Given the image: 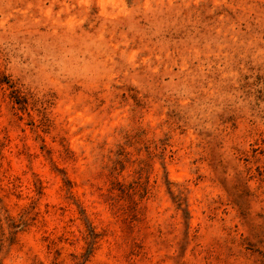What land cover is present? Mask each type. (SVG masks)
I'll return each instance as SVG.
<instances>
[{"label":"rangeland","instance_id":"rangeland-1","mask_svg":"<svg viewBox=\"0 0 264 264\" xmlns=\"http://www.w3.org/2000/svg\"><path fill=\"white\" fill-rule=\"evenodd\" d=\"M0 264H264V0H0Z\"/></svg>","mask_w":264,"mask_h":264}]
</instances>
